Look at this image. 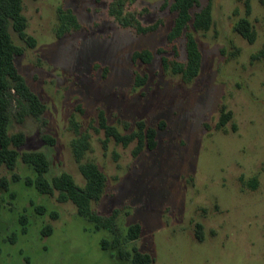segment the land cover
Segmentation results:
<instances>
[{
    "label": "rangeland",
    "instance_id": "1",
    "mask_svg": "<svg viewBox=\"0 0 264 264\" xmlns=\"http://www.w3.org/2000/svg\"><path fill=\"white\" fill-rule=\"evenodd\" d=\"M114 1L22 0L35 45L10 30L23 50L15 64L45 110L18 120L14 101L8 108V135L22 134L24 144L15 168L0 169V264H132L133 250L151 264H264V68L254 58L264 45V0H199L191 13L210 6L212 23L189 29L202 54L190 82L171 71L185 62V39H167L172 0H125L124 13L156 27L145 35L118 25L109 15ZM60 10L79 29L58 38ZM243 19L253 43L233 29ZM142 50L153 54L150 63L132 60ZM101 112L123 135L138 123L153 129L155 148L134 154L136 139H106ZM75 128L89 138L79 163ZM27 152L47 157L50 183L67 174L84 190L80 166L97 168L104 183L91 202L96 222L27 183L36 179L20 159Z\"/></svg>",
    "mask_w": 264,
    "mask_h": 264
},
{
    "label": "trees",
    "instance_id": "2",
    "mask_svg": "<svg viewBox=\"0 0 264 264\" xmlns=\"http://www.w3.org/2000/svg\"><path fill=\"white\" fill-rule=\"evenodd\" d=\"M199 6V0H172L171 10L175 13L173 25L167 35L170 43H174L180 38L185 39V62L174 61L171 64L173 74L179 75L185 82L195 79L200 71L202 64V54L195 37L189 32L192 28L196 31L206 32L212 23L210 6H206L195 12L191 10ZM125 0H115L109 6V15L112 16L122 28H132L139 35H145L156 29L155 26H143L135 15L124 13ZM59 28L57 37L61 38L65 33L79 29V23L76 17L70 11H59ZM26 20L22 15V0H0V169L5 166L14 169L19 155L15 148L24 144L22 134L8 135V108L14 101L17 109L18 120L25 116L40 117L45 110L44 105L38 97L26 85L25 80L19 74L15 64V58L22 54V49L17 47L12 39L11 31L14 32L18 39L25 41L27 46L32 48L35 41L26 35ZM235 32L241 35L247 42L253 43L255 33L247 20H241L234 25ZM11 30V31H10ZM262 62L264 68V45L254 57ZM153 54L148 50L137 51L132 54V60H140L144 63H150ZM165 69L168 68L166 61H163ZM230 114L225 115V118ZM224 121L221 122L223 124ZM99 125L104 130L106 139L113 138L117 143L127 146L134 139L138 141V147L134 154L141 151L145 146L152 150L156 146V132L151 128H145L143 123H138L137 132L123 135L114 127L107 124L106 119L101 112L99 115ZM75 138L71 142V150L76 162H81L86 151L89 150L88 135L80 133L75 128ZM23 163L33 167L36 173L35 181L27 180V183L34 185L37 191L44 194H53L57 192V200L61 203L71 201L77 208L80 216L88 217L96 222L93 212L91 211V202L99 199L103 189L104 177L100 174L94 165H81L79 170L86 181L84 190L78 189L73 180L67 174L52 180L50 183L46 179L49 169L47 157L40 152H27L20 156ZM0 186L7 188V182L0 179ZM195 234L198 241L202 240L201 226ZM140 231V226L136 225L130 228L128 236L136 239ZM45 236L50 234V228L43 231ZM132 264H151L152 258L137 250H133L128 257Z\"/></svg>",
    "mask_w": 264,
    "mask_h": 264
}]
</instances>
